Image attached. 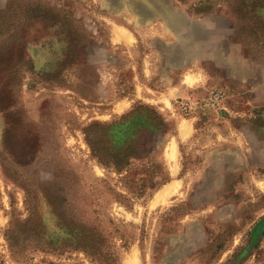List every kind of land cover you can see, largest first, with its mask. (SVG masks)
Listing matches in <instances>:
<instances>
[{"label": "rangeland", "instance_id": "obj_1", "mask_svg": "<svg viewBox=\"0 0 264 264\" xmlns=\"http://www.w3.org/2000/svg\"><path fill=\"white\" fill-rule=\"evenodd\" d=\"M0 264H264V0H0Z\"/></svg>", "mask_w": 264, "mask_h": 264}, {"label": "bare ground", "instance_id": "obj_2", "mask_svg": "<svg viewBox=\"0 0 264 264\" xmlns=\"http://www.w3.org/2000/svg\"><path fill=\"white\" fill-rule=\"evenodd\" d=\"M33 55L36 59L37 65L41 68H46L50 64V58L51 54L49 53V50L44 49L42 46H34L32 48ZM172 157L175 156V149H173V152L171 153Z\"/></svg>", "mask_w": 264, "mask_h": 264}]
</instances>
